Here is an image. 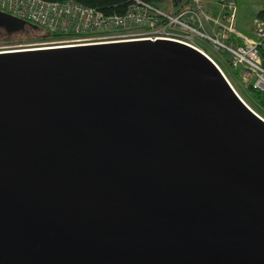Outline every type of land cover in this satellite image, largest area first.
I'll use <instances>...</instances> for the list:
<instances>
[{"label":"water","instance_id":"95a60500","mask_svg":"<svg viewBox=\"0 0 264 264\" xmlns=\"http://www.w3.org/2000/svg\"><path fill=\"white\" fill-rule=\"evenodd\" d=\"M0 264H264V119L175 42L0 52Z\"/></svg>","mask_w":264,"mask_h":264},{"label":"built area","instance_id":"2783aa9c","mask_svg":"<svg viewBox=\"0 0 264 264\" xmlns=\"http://www.w3.org/2000/svg\"><path fill=\"white\" fill-rule=\"evenodd\" d=\"M219 4L222 13L213 17L201 0H180L170 11L142 0H129L121 15H105L73 0H0V13L36 26L47 35L43 41L20 45L19 49L143 40L187 46L209 60L235 92L219 61L201 47V43L206 44L228 68L235 70L242 66L252 77V88L264 94V21L254 20V39H248L233 28L236 0H220ZM231 37L238 43H231Z\"/></svg>","mask_w":264,"mask_h":264},{"label":"rangeland","instance_id":"374dc122","mask_svg":"<svg viewBox=\"0 0 264 264\" xmlns=\"http://www.w3.org/2000/svg\"><path fill=\"white\" fill-rule=\"evenodd\" d=\"M202 1V0H201ZM212 5L215 6L213 17H218L222 13L221 6L218 0H212ZM163 9L167 7L163 4ZM264 10V0H236V16L233 23L235 32L245 36L248 39H253V27L256 14ZM212 14V13H211ZM210 14V15H211ZM261 20V19H259ZM262 21V20H261ZM43 34L40 32H32L26 29L24 32L12 35L9 38L0 33V50L19 49L20 45L35 44L43 41ZM13 47V48H12ZM201 47L206 49L211 55H213L220 63L226 77L240 95V99L244 101L255 113L264 119V108L260 106L257 100H255L250 93L249 86L252 83V77H250L242 66H238L235 70L228 68L220 59L211 51L210 46L201 43Z\"/></svg>","mask_w":264,"mask_h":264},{"label":"trees","instance_id":"16d2710c","mask_svg":"<svg viewBox=\"0 0 264 264\" xmlns=\"http://www.w3.org/2000/svg\"><path fill=\"white\" fill-rule=\"evenodd\" d=\"M44 1L61 2V1H65V0H44ZM73 1L79 3L83 6L94 8V9L102 12L105 15H115V14L121 15L125 12L128 4H129V0H73ZM142 1L155 4L159 7H163L162 5L166 4L167 5L166 9L169 11L173 10L180 2V0H142ZM256 18H259L262 21H264V10H260L256 14ZM31 26L32 25L26 24L24 31L26 29H28L32 32H40L43 34L44 39L47 37V35L44 33L43 30H41L39 28L32 29ZM16 34H19V32L15 33L14 35H16ZM6 37L9 38L10 35H7ZM249 90H250L251 96L255 100L258 101V103L260 104V106L262 108H264V94L253 89L251 85L249 86Z\"/></svg>","mask_w":264,"mask_h":264},{"label":"crops","instance_id":"0c3cea01","mask_svg":"<svg viewBox=\"0 0 264 264\" xmlns=\"http://www.w3.org/2000/svg\"><path fill=\"white\" fill-rule=\"evenodd\" d=\"M202 2V4H203V6H204V8L211 14V16H213V12H214V10H215V6L214 5H212V0H202L201 1ZM218 2H219V0H218ZM253 39H254V37H252ZM230 42L231 43H238V41L235 39V38H233V37H231V40H230Z\"/></svg>","mask_w":264,"mask_h":264},{"label":"flooded vegetation","instance_id":"af4514ba","mask_svg":"<svg viewBox=\"0 0 264 264\" xmlns=\"http://www.w3.org/2000/svg\"><path fill=\"white\" fill-rule=\"evenodd\" d=\"M21 32H23V31H21ZM21 32H19V33H21ZM0 33H2V34L5 35V36H7V35H10V36H11V35H14V34H15V33H12V34H6L2 28H0Z\"/></svg>","mask_w":264,"mask_h":264},{"label":"bare ground","instance_id":"6f19581e","mask_svg":"<svg viewBox=\"0 0 264 264\" xmlns=\"http://www.w3.org/2000/svg\"><path fill=\"white\" fill-rule=\"evenodd\" d=\"M17 50H21V49H18L17 48ZM23 50V49H22ZM16 51V50H15ZM0 52H2V51H0ZM231 84V83H230ZM233 87V86H232ZM234 89V88H233ZM235 90V89H234ZM236 92V91H235ZM236 94L238 95V93L236 92ZM238 96H240V95H238ZM242 100V99H241ZM243 101V100H242ZM244 102V101H243ZM246 104V103H245ZM246 106L250 109V110H252L247 104H246ZM253 111V110H252ZM254 112V111H253ZM257 114V113H256ZM258 115V114H257ZM259 116V115H258ZM261 117V116H260ZM262 118V117H261Z\"/></svg>","mask_w":264,"mask_h":264}]
</instances>
